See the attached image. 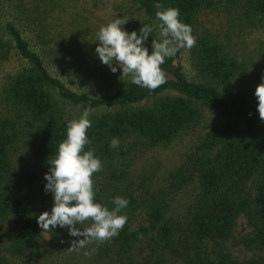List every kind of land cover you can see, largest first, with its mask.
Wrapping results in <instances>:
<instances>
[{
  "label": "trees",
  "instance_id": "trees-1",
  "mask_svg": "<svg viewBox=\"0 0 264 264\" xmlns=\"http://www.w3.org/2000/svg\"><path fill=\"white\" fill-rule=\"evenodd\" d=\"M153 2L0 0V264H264V40L242 49L264 33V0H160L197 43L150 90L101 63L94 40L116 16L138 34L158 24ZM212 15L225 19L217 30ZM153 39L158 29L149 52ZM86 108L85 150L103 165L95 199L129 204L117 236L73 250L77 237L36 217L53 206L48 160Z\"/></svg>",
  "mask_w": 264,
  "mask_h": 264
},
{
  "label": "clouds",
  "instance_id": "clouds-1",
  "mask_svg": "<svg viewBox=\"0 0 264 264\" xmlns=\"http://www.w3.org/2000/svg\"><path fill=\"white\" fill-rule=\"evenodd\" d=\"M153 7L157 9L158 24L144 25L138 34L122 27L128 19L116 16L99 27L94 40L97 43L95 53L101 63L113 73L122 70L120 77H129L132 84L150 90L166 82L161 68L165 60L197 43L191 25L180 18L178 8L165 7L160 0H154ZM156 29L159 39H153L149 52L146 41ZM254 95L260 120L264 121V77ZM90 115L91 109L86 108L79 118L67 122L66 138L59 143L54 157L48 160L49 170L44 174V188L52 194L53 206L36 217L43 232L66 228L69 236L77 237L71 246L73 250L117 236L127 222V216L122 214V209L129 204L127 198L113 197L111 208L95 199L92 177L103 165L93 148L85 150V146L91 144L87 135L92 126ZM119 146V137H112L109 147L117 149Z\"/></svg>",
  "mask_w": 264,
  "mask_h": 264
},
{
  "label": "rangeland",
  "instance_id": "rangeland-1",
  "mask_svg": "<svg viewBox=\"0 0 264 264\" xmlns=\"http://www.w3.org/2000/svg\"><path fill=\"white\" fill-rule=\"evenodd\" d=\"M65 1L70 2L73 0H65ZM205 19L206 18L203 19L204 24L209 28H211L212 30H217L218 28H220L223 22L225 21L223 16H217V15L209 16V19L208 18L206 19L207 21ZM260 40H264V33L256 32L248 37L247 39L248 48L247 49L242 47L241 48L243 49L244 52H249L252 46L258 45V42Z\"/></svg>",
  "mask_w": 264,
  "mask_h": 264
}]
</instances>
